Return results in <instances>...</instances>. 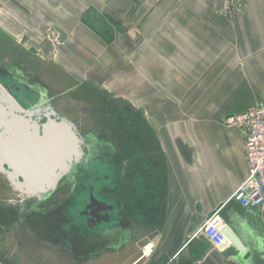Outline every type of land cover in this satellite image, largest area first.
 Here are the masks:
<instances>
[{
	"label": "crops",
	"instance_id": "crops-1",
	"mask_svg": "<svg viewBox=\"0 0 264 264\" xmlns=\"http://www.w3.org/2000/svg\"><path fill=\"white\" fill-rule=\"evenodd\" d=\"M0 26L80 72L63 92L79 114L100 97L127 106L158 151L148 175L116 182L108 227H88L79 197L61 244L6 219L0 264H264V205L232 198L244 138L222 122L264 104V0H0ZM215 213L243 254L202 235Z\"/></svg>",
	"mask_w": 264,
	"mask_h": 264
},
{
	"label": "flooded vegetation",
	"instance_id": "flooded-vegetation-1",
	"mask_svg": "<svg viewBox=\"0 0 264 264\" xmlns=\"http://www.w3.org/2000/svg\"><path fill=\"white\" fill-rule=\"evenodd\" d=\"M27 66L22 61L8 59L0 53V87L22 108V104L30 99L36 101L31 108L41 109L38 121L41 124L46 121L45 107L49 104L52 106L49 103V86L39 80L34 70ZM16 93L22 96L18 98ZM94 100L91 110L80 112L78 125L67 116L59 115L52 106L59 117L68 118L76 125L81 157L61 175L56 187L45 194L43 199L23 197L12 187L6 175L0 172L4 180L2 187L8 186L13 190L10 191L13 193L10 201L6 197H0V227L4 226L7 219L11 225H27L43 239L48 237L61 244L62 225L66 222L62 213L69 206L71 198L79 197L82 200L80 211L86 217L88 227H108L111 222L112 201L117 192L116 182L133 174H149L147 166L156 162L158 151L148 136L147 127L140 115L127 106L111 102L107 97ZM22 138V142L29 139L27 135ZM49 143L55 147L50 134ZM3 165L7 167L5 162ZM122 191L125 194V188ZM58 195L62 196L59 198ZM52 196L56 198L49 200L45 207H36ZM23 202L27 206L22 205ZM6 207H10L12 212L5 213ZM24 213L28 217L23 216ZM110 233L109 228L102 229L99 236H108Z\"/></svg>",
	"mask_w": 264,
	"mask_h": 264
},
{
	"label": "water",
	"instance_id": "water-1",
	"mask_svg": "<svg viewBox=\"0 0 264 264\" xmlns=\"http://www.w3.org/2000/svg\"><path fill=\"white\" fill-rule=\"evenodd\" d=\"M40 110L39 107L22 108L0 87V142L9 134L13 125L23 127L25 131L32 133L38 139L44 138L51 130L62 131L70 138L71 143L67 152L63 154L61 161L50 167L47 178L35 183L20 174L11 160L1 158L0 151V172L6 175L12 187L19 191L23 197H34L37 200L43 199L45 194L52 191L56 187L61 175L68 171L73 162L81 157L80 142L76 135V125L68 118L59 117L50 104L45 107L46 121L39 124ZM33 116L35 118H32ZM4 162L7 163V167L3 165ZM222 232L239 254L245 252L243 243L228 224H224Z\"/></svg>",
	"mask_w": 264,
	"mask_h": 264
},
{
	"label": "rangeland",
	"instance_id": "rangeland-1",
	"mask_svg": "<svg viewBox=\"0 0 264 264\" xmlns=\"http://www.w3.org/2000/svg\"><path fill=\"white\" fill-rule=\"evenodd\" d=\"M23 45H20L14 34H11L7 32L5 29H3L0 26V53L2 55H5L8 59L11 58L12 60H18L22 61L25 65H28L27 67L31 70H34V72L39 77V80L44 82V84H47L49 86V103L51 102L52 106L55 107L56 111L61 116H67L70 118L76 125L80 122L79 117V109L76 103L70 101L66 95L63 94L67 89H70L76 84L78 85V73L76 70H73L72 66L70 67H64L61 66L58 62H55L51 60L48 57L41 58L37 55L34 47L31 45L30 41H22ZM25 42V43H24ZM60 62V61H59ZM68 69V70H67ZM22 96L21 94L16 93V97ZM36 101L30 99L28 102L23 103L22 106L24 109L31 108L35 105ZM50 137L53 138L54 141H56L55 149H53V153L49 155V167L41 170L39 167H34V163H30L29 160H27V164H25V168L29 170V174L33 175V179L42 178L45 176L50 167L53 163L61 161V158L63 154L67 150L68 146V137L62 132L58 130H51L50 131ZM12 134V131H11ZM10 134V135H11ZM33 143L37 146L41 143V139H36L33 135ZM37 140V141H36ZM42 141H44V138H42ZM17 145L16 147L19 148L20 141H12ZM16 166H21L23 168V164L18 159L15 160ZM34 171V172H33ZM3 177L0 174V197H6V198H13L11 194H13V190H10L8 186L5 188L2 187L3 183ZM67 187V186H66ZM12 191V192H10ZM63 192V191H62ZM61 193V192H60ZM15 195V194H14ZM56 195V194H55ZM62 195H58L57 197H61ZM56 198V196H52L51 198H47L45 201L39 203L36 207L43 208L49 203V200H52ZM61 200V199H60ZM24 206H27V203L25 204L23 202ZM43 211V209H42ZM23 216L28 217L27 213H24Z\"/></svg>",
	"mask_w": 264,
	"mask_h": 264
},
{
	"label": "built area",
	"instance_id": "built-area-1",
	"mask_svg": "<svg viewBox=\"0 0 264 264\" xmlns=\"http://www.w3.org/2000/svg\"><path fill=\"white\" fill-rule=\"evenodd\" d=\"M223 123L237 127L244 138L246 178L232 198L242 207L258 209L264 205V104L256 103L245 110L227 115ZM223 220L217 213L204 221L202 235L215 247L229 243L222 232Z\"/></svg>",
	"mask_w": 264,
	"mask_h": 264
},
{
	"label": "bare ground",
	"instance_id": "bare-ground-1",
	"mask_svg": "<svg viewBox=\"0 0 264 264\" xmlns=\"http://www.w3.org/2000/svg\"><path fill=\"white\" fill-rule=\"evenodd\" d=\"M12 127L13 128L10 129L9 134L0 142L1 158L11 160L13 165H15V160L18 159L19 161H21L24 166L23 168H21L20 165L19 166L15 165L17 171L23 176H25L26 179L30 180L33 183L39 182L40 180L47 178V176L49 175V171L42 178H38L36 180L33 179L32 178L33 175H30L28 173L29 170L28 168L27 169L25 168L26 167L25 164H27L28 162L27 160H29L30 163L35 164L34 167H39L41 170H44L49 167V160H50L49 155L54 152L53 149H55L56 147V146L53 147L54 145L49 143V134H51L50 131L49 134L44 137V141H42L41 139V143L37 146L36 144H34L35 142L33 143L34 140L32 138L33 135L32 133L25 131L21 126L19 127L13 125ZM25 135H27L29 139L28 140L24 139V141L22 142L23 140L22 137H25ZM35 138L38 139L37 137ZM16 140L21 141V143H19V148L16 147L17 145H15V143L12 142ZM54 142L56 144V141ZM68 142L69 143L67 146V150L71 143L69 137H68ZM56 163L57 162L53 163L52 165H55Z\"/></svg>",
	"mask_w": 264,
	"mask_h": 264
}]
</instances>
